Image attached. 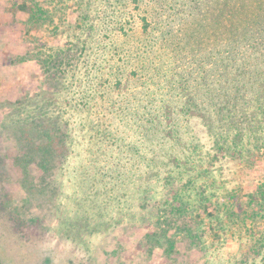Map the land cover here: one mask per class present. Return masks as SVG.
Listing matches in <instances>:
<instances>
[{"label":"rangeland","instance_id":"rangeland-1","mask_svg":"<svg viewBox=\"0 0 264 264\" xmlns=\"http://www.w3.org/2000/svg\"><path fill=\"white\" fill-rule=\"evenodd\" d=\"M232 5L0 0V264H264V219L240 216L264 192V79L230 126L202 119L197 36ZM31 114L45 130L8 127Z\"/></svg>","mask_w":264,"mask_h":264},{"label":"trees","instance_id":"trees-1","mask_svg":"<svg viewBox=\"0 0 264 264\" xmlns=\"http://www.w3.org/2000/svg\"><path fill=\"white\" fill-rule=\"evenodd\" d=\"M236 1H242L244 10L238 12L237 9L232 5L230 7L231 10L227 11V13L229 14L225 18V21L227 22V24L231 25L229 32H227V29L221 28L219 26L220 24L217 22L213 24L214 31L209 32V27H207V25L212 26V24L207 22L205 32L202 34H198L197 36L199 42L205 44L206 46L213 47L210 52H206L205 59L208 62L214 64L216 74L212 76L218 79L217 88L209 90L207 92L200 90V93H202V95L206 93L207 100L204 106L208 107L209 110L212 111V113L208 111L207 114L210 118L206 115L202 116V119H204V121L208 125L206 126L209 130L210 125L207 122L208 120L212 121L210 122L211 126H213L218 120H220L221 122L219 125L225 126L228 123L230 126V121L228 120L232 121L233 118L238 117L236 115V113L239 112L238 108L247 107V102L245 101L246 94L256 85V83L264 79V0ZM204 21L206 20L203 18V22ZM211 21L212 20H210V22ZM221 23L222 25H227L224 22ZM200 26L202 27V25ZM239 31L242 32V35L245 39L250 38L252 40H258L252 42L251 47L244 44L236 45V42L234 40L239 39L237 36ZM229 41L234 43L231 49L227 48L230 51V58L226 56L227 49H224L225 45H223L222 43H228ZM217 52H220L219 55L221 57H219ZM240 57H244L245 61H241ZM232 70L235 71L232 72ZM237 71H239V73L231 78V76L234 75ZM195 96L197 97L196 93ZM198 96H200L199 92ZM34 98H38V96ZM24 100L27 101H25L24 103ZM31 100L33 99H29L28 97H26L25 99L15 102V105H27L29 104V102H31ZM197 100L199 99L197 98ZM227 108L229 109L227 110ZM23 113L24 112H22L21 115H24ZM42 113L44 112H42V110L40 109V114L42 115ZM224 113L229 114L227 117H225ZM211 115L216 119V121L213 122ZM202 119H199V121L205 129V122ZM28 120H30V122H25V124H22L20 119L12 118L8 123V127L13 128L14 131H16V128H19V130L21 129V131H25V133L28 135H36L42 130H45V128L47 127H37V118L33 116V114L29 115L27 121ZM217 127L220 128L219 126ZM48 147L49 145L46 144V149H48ZM263 149L264 147L261 150ZM249 199L250 204L247 206L249 210L240 213V216H242V220L246 221L249 215L252 217L257 216V219H264V210H260L259 212V207L264 206V192H258L253 196L250 195ZM255 217L251 219H255Z\"/></svg>","mask_w":264,"mask_h":264}]
</instances>
